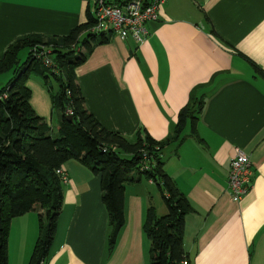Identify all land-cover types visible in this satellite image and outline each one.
I'll use <instances>...</instances> for the list:
<instances>
[{"label": "crops", "instance_id": "obj_1", "mask_svg": "<svg viewBox=\"0 0 264 264\" xmlns=\"http://www.w3.org/2000/svg\"><path fill=\"white\" fill-rule=\"evenodd\" d=\"M93 4L0 0V58L21 37L68 36L87 22ZM147 27L142 45L115 36L77 68L86 106L109 131L131 139L144 130L162 142L203 85L197 96L208 99L196 122L199 139L188 128L185 140L164 148L162 158L193 208L185 250L192 264H264V0H165L159 21ZM33 78L27 83L31 106L36 103L47 121L48 94ZM48 123L53 126L52 117ZM236 149L246 151L254 170L253 188L239 203L228 189ZM63 170L64 204L44 264H150L143 231L148 208L167 214L156 184L142 178L126 187L125 225L111 252L101 177L76 161ZM25 216L11 227L18 228L16 264H29L39 235L38 219Z\"/></svg>", "mask_w": 264, "mask_h": 264}, {"label": "trees", "instance_id": "obj_2", "mask_svg": "<svg viewBox=\"0 0 264 264\" xmlns=\"http://www.w3.org/2000/svg\"><path fill=\"white\" fill-rule=\"evenodd\" d=\"M94 25L88 11L87 22L68 36L21 37L0 58V76L12 75L5 85L0 84V264H9L13 220L38 209L42 210L39 235L29 264L45 263L64 204L65 184L58 171L69 161L79 162L101 177L111 252L125 225L126 187L145 178L156 184L167 207L164 216H159L153 205L147 211L143 231L150 242V264H192L184 238L186 217L193 208L165 171L162 158L164 148L185 140L188 128L190 136L199 139L196 122L208 96H197L203 85L193 91L165 141H155L144 130L131 139L107 130L88 110L76 75L95 46L115 37L92 33ZM42 47L51 51L53 66L46 67L38 58ZM33 75L39 76L47 88L51 79L60 86L53 96L54 106L61 111L57 131L31 106L27 83ZM68 111L73 113V122L67 120Z\"/></svg>", "mask_w": 264, "mask_h": 264}, {"label": "built area", "instance_id": "obj_3", "mask_svg": "<svg viewBox=\"0 0 264 264\" xmlns=\"http://www.w3.org/2000/svg\"><path fill=\"white\" fill-rule=\"evenodd\" d=\"M165 0H94L91 14L95 19L92 33L114 34L127 40L133 39L137 45H142L149 36L148 24L159 21V13ZM51 51L42 47L38 58L46 67L53 66ZM72 116V111H68ZM145 168H148L144 164ZM64 184L68 183V175L61 169L58 171ZM253 164L249 155L243 149H236L231 160L228 176V189L234 202L239 203L253 188Z\"/></svg>", "mask_w": 264, "mask_h": 264}, {"label": "rangeland", "instance_id": "obj_4", "mask_svg": "<svg viewBox=\"0 0 264 264\" xmlns=\"http://www.w3.org/2000/svg\"><path fill=\"white\" fill-rule=\"evenodd\" d=\"M22 59H24V56L22 57ZM11 74H3L0 76V84L2 85H5L8 80L11 78ZM32 77H35L33 79H36L38 81V83L40 84V86L42 87V89L47 92L48 94V99H47V102H46V114L48 115V118H47V121L51 123V117L53 119V123H52V127L55 131H57L56 129L58 128V124L60 123L61 121V111L56 108L53 104V96H56L59 91H60V86L59 84L51 79L49 81V87L47 88L45 85H44V82L43 80L37 76V75H33ZM34 88L36 89H39V87H36L34 86ZM35 106L33 109L34 111H38V107L35 103ZM35 111V112H36ZM39 112V111H38ZM38 112H36V114L41 117ZM42 118V117H41ZM156 189V188H155ZM157 193H158V190H157ZM40 214H42V210L38 209V210H35V211H32L30 213H28L24 218V219H38V228H37V225H36V231L37 233L39 234V217H40ZM12 227V226H11ZM35 228V227H34ZM18 236V228H12V231H11V234H10V242H9V248H10V254L12 255L11 256V260H13V264H16V260H15V256H16V253H17V250H18V245H19V239H17L16 237Z\"/></svg>", "mask_w": 264, "mask_h": 264}, {"label": "water", "instance_id": "obj_5", "mask_svg": "<svg viewBox=\"0 0 264 264\" xmlns=\"http://www.w3.org/2000/svg\"><path fill=\"white\" fill-rule=\"evenodd\" d=\"M67 120H69L70 122H73V117L72 116H68Z\"/></svg>", "mask_w": 264, "mask_h": 264}]
</instances>
